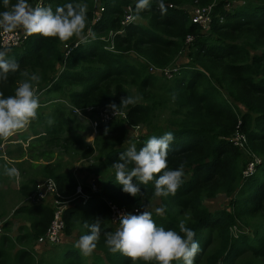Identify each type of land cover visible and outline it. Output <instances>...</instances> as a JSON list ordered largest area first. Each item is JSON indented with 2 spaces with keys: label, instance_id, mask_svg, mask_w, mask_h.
<instances>
[{
  "label": "trees",
  "instance_id": "obj_1",
  "mask_svg": "<svg viewBox=\"0 0 264 264\" xmlns=\"http://www.w3.org/2000/svg\"><path fill=\"white\" fill-rule=\"evenodd\" d=\"M35 1L28 3L33 6ZM16 2L10 0L9 7ZM96 2L102 12L94 21ZM66 3L87 4L88 42L80 43L75 37L61 43L55 38L28 36L20 47L8 51V58L18 62L19 70L10 73L6 82L0 81V92L7 97L14 95L18 83L26 79L21 73L40 77L39 84L34 86L38 88L41 106L37 119L29 126L31 136L65 154L75 151L81 158H88L94 150L79 136L70 134L71 128L64 123L66 108L55 106L47 114L42 112L49 97L60 94L77 108H102L111 104L119 107L121 98L127 96L141 99L119 109L126 119L99 125L101 159L86 167L87 173L100 180L99 192L94 193L89 184H82L88 200L84 205L74 203L64 213L65 235L76 227L84 235L90 234L84 225H91L96 219L101 221V236L94 253L84 258L76 244L71 243L61 247L53 257L36 260L31 246L46 233L53 210L45 205H24L16 211L26 217L28 226L15 239L7 235L0 237V264H132L129 258L111 253L106 247L104 233L114 230L104 200L139 209L140 214L144 204L155 198L154 182L142 185L134 178L133 183L142 193L134 198L124 193L115 180L113 165L126 151L122 143L129 127L136 125L144 126L147 131L135 143L138 151L151 137L171 132L174 140L167 156L168 168L176 170L184 165L183 182L176 194L159 197L165 213L158 216L152 212L156 225L179 233V222L184 221L199 243L205 241V232H215L219 247L206 257L205 264H233L246 252L263 258L264 0H243L234 8H227L229 0H164L167 7L164 15L156 0H152L150 8L141 12L138 20L126 25H122L124 11L130 6L135 14L137 0H47L46 6L55 11ZM209 6L211 23L202 33L190 21L189 11ZM5 10L0 0V12ZM109 33H113L112 50L106 48L110 44ZM188 35L194 40L187 46ZM64 47L68 49L67 55ZM183 53L187 61L179 64L177 60ZM149 65L157 69L175 66L177 72L170 80L162 79L148 72ZM66 89L69 91L65 92ZM156 91L164 92L167 98L158 99ZM42 96L46 97L45 101ZM166 108L169 113L157 126L156 117ZM38 126L41 132L37 131ZM237 129L246 136L247 150L262 160L245 179L242 178L245 156L230 142ZM3 165L0 162V167ZM40 176L52 178L63 197L75 194L76 177L60 165H45ZM36 185L37 181L32 179L18 191L29 196ZM219 194L229 198L228 208L209 211L203 200ZM260 215L263 221L254 228L251 237L232 231L239 223L248 224Z\"/></svg>",
  "mask_w": 264,
  "mask_h": 264
},
{
  "label": "clouds",
  "instance_id": "obj_2",
  "mask_svg": "<svg viewBox=\"0 0 264 264\" xmlns=\"http://www.w3.org/2000/svg\"><path fill=\"white\" fill-rule=\"evenodd\" d=\"M152 0H137L135 14L129 15L126 21L131 23L140 18V13L149 9ZM161 15L167 13L164 0H156ZM5 11L0 12V29L4 34H13L22 30L26 36H41L45 39H58L66 43L75 37L80 43H87L85 35L87 27V4L66 3L56 7L37 5L33 7L28 0H17L10 7V0H3ZM90 32V30H89ZM94 36V34H93ZM8 49L0 50V81L6 82L10 73L19 70V64L14 58H8ZM26 79L20 81L14 95L4 97L0 92V139L9 138L26 131L32 121L38 117L40 108L37 88L40 77L37 74L21 73ZM173 100L176 95L173 94ZM140 97L121 98L120 106L109 105L113 112L122 107L136 104ZM51 125L53 121L50 119ZM174 140L173 133L153 136L137 150L132 144L119 157V162L113 165L115 180L122 186V191L131 197L142 195L140 187L133 183L135 178L139 184L148 185L154 182V196L167 197L175 195L183 182L184 165L178 169L168 168L167 156ZM131 166V167H130ZM4 175L9 179L19 180L20 172L16 167L4 168ZM155 214L163 216L165 208L156 207ZM119 226L114 232H105V244L111 253H120L129 258L132 264L143 261L145 264H194L195 257L201 251L199 242L194 240L195 232L188 228L184 221L179 222V233L158 227L153 219V213L146 207L138 215L131 213L119 216ZM90 234L80 236L76 247L84 257H90L97 247L101 236V221L96 219L91 225L85 224ZM180 233H183L181 235Z\"/></svg>",
  "mask_w": 264,
  "mask_h": 264
},
{
  "label": "rangeland",
  "instance_id": "obj_3",
  "mask_svg": "<svg viewBox=\"0 0 264 264\" xmlns=\"http://www.w3.org/2000/svg\"><path fill=\"white\" fill-rule=\"evenodd\" d=\"M242 1L243 0H229L230 4L227 8H234L240 5ZM99 7L101 6L98 3L96 11ZM185 60L187 61V58L185 57V53H183L179 56L177 62L183 64L185 63ZM158 77L162 78V76ZM66 90L65 92L69 91L68 89ZM156 96L158 99H162V101L167 98V95L160 91H156ZM41 99L42 101H45L46 97L42 96ZM49 99L50 100L46 106L41 108L42 112L47 114L55 106H63L66 108L64 123L71 128L70 134L79 136L88 146L93 148L94 153L88 158H81L78 152L76 153L75 151L65 154L57 148L45 145L40 139H34V137L31 136L32 134L30 133L29 127L26 131L9 138L7 141L0 139V162L4 163V165L0 167V171H2L3 174L2 177L0 176V225L3 228V235H7L12 239L23 234V228L28 226L26 217L16 211L19 207L24 206L29 202L28 197L30 195L22 196L18 191L21 185L28 183V181L32 179L36 180L37 183L43 180L44 177L40 176V171L45 165H60L63 170L71 172L77 178L78 184H89L94 178L87 173L86 167L101 159L98 154L99 149L102 147L99 133H94L89 126V123L84 119L82 120L72 116L70 110L66 106L71 104L68 103L69 101L62 95L52 94ZM168 113V108L159 111L155 120L157 126L163 122L162 120L166 118ZM36 129L39 132L42 131L39 126ZM141 130L142 132L140 136L147 133L144 126H141ZM134 133L135 132L128 130V135L122 143V147L126 150L132 144L137 143L134 139ZM5 166L16 167L19 170L20 178L18 181L15 179H9L4 175L3 169ZM94 181L95 184H97V188H99L100 180L97 178ZM228 202L229 198L222 194L217 195L213 199L203 200L204 206L211 212L228 208ZM144 207H146L148 211L155 213V208L160 207L159 198H152L144 204ZM183 218L188 219L186 216H183ZM262 221L263 219L260 215L251 219L248 224L239 223L234 229H232V231L234 234L245 233L251 237L254 228L262 223ZM118 226H112L113 230L115 231ZM82 235H84L83 231L76 227L69 235H65L66 237H64L58 245L48 246L38 244L37 241L34 242L31 247L35 254V259L39 260L41 258L53 257L60 251L61 247L77 242ZM204 238L205 241L203 240L199 243L201 251L197 256V260H194V264H205L206 257L219 247V239L215 232H205ZM16 246V249H20V245ZM233 264H264V257L256 258L249 252H246L239 256Z\"/></svg>",
  "mask_w": 264,
  "mask_h": 264
},
{
  "label": "built area",
  "instance_id": "obj_4",
  "mask_svg": "<svg viewBox=\"0 0 264 264\" xmlns=\"http://www.w3.org/2000/svg\"><path fill=\"white\" fill-rule=\"evenodd\" d=\"M96 2V6H97ZM37 5H47V0H36L33 7ZM211 6L209 7H195L189 11L190 21L197 25L202 33L206 32L209 29L211 23ZM102 12V8L96 11L94 21H97L100 17V13ZM132 14L131 7L128 6L124 11V17L122 25H126L129 22L126 21V18ZM135 22V21H134ZM122 30L120 31V33ZM113 33H109L110 41L109 46H106L107 49H113V43L111 42ZM28 36L24 34L22 30H17L13 34H4L2 29H0V48L4 50L7 48L8 50L20 47L23 42L27 39ZM194 40L193 36L188 35L185 38V45H190ZM65 55L68 54L67 47H64ZM148 72L152 75L162 76L163 79L170 80L173 75L177 72V68L167 67L163 69H157L156 67L149 65ZM38 93V92H37ZM46 105V104H45ZM43 105V106H45ZM70 110L73 117L78 119H84L89 123V126L93 130L94 133H97V129L100 124L109 123L113 120H122L126 119L125 113L122 111H117L116 115L113 110L109 107V105L98 108L94 106H88L85 108H77L72 105H66ZM129 130L135 132L134 139L135 141H139L141 137L140 134L142 132L141 126L136 125L129 127ZM140 136V137H139ZM230 142L233 144L235 148L241 151L245 156V167L242 171V178L245 179L252 175L257 166L261 164L262 160L259 157L252 155L248 150L247 139L244 133L240 130H236L233 136L230 137ZM94 178V177H93ZM96 178L92 179L89 183L90 190L94 193L99 192V188H97V184H95ZM29 202H27L26 206L30 205H45L50 207L53 210V218L52 221L46 230V233L37 240L38 244L55 246L61 243L64 237L65 231V221H64V213L65 211L71 207L74 203L81 202V204H85L88 200V195L84 194L81 189V185L78 184L75 194L72 197H63L57 188L55 181L52 178H44L39 181L36 185L34 193H32L28 197ZM106 207L109 211V220L112 226L119 225V216L121 214H138L139 209L136 208H125L116 205L115 203L105 199L104 200ZM3 228L0 225V237L3 235Z\"/></svg>",
  "mask_w": 264,
  "mask_h": 264
},
{
  "label": "crops",
  "instance_id": "obj_5",
  "mask_svg": "<svg viewBox=\"0 0 264 264\" xmlns=\"http://www.w3.org/2000/svg\"><path fill=\"white\" fill-rule=\"evenodd\" d=\"M185 62H186V60H185ZM179 64H181V63H179ZM77 179V178H76ZM64 237H66L65 235H64ZM64 237H63V239H64ZM73 243H75L76 244V242H73ZM82 255V254H81ZM83 256V255H82ZM84 257V256H83Z\"/></svg>",
  "mask_w": 264,
  "mask_h": 264
}]
</instances>
